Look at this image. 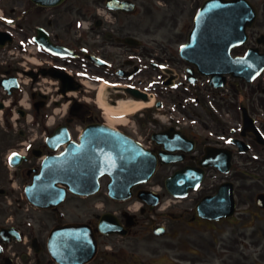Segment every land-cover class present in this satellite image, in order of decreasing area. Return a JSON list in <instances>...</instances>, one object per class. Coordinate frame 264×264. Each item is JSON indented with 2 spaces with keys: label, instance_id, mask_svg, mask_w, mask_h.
I'll return each instance as SVG.
<instances>
[{
  "label": "flooded vegetation",
  "instance_id": "af4514ba",
  "mask_svg": "<svg viewBox=\"0 0 264 264\" xmlns=\"http://www.w3.org/2000/svg\"><path fill=\"white\" fill-rule=\"evenodd\" d=\"M14 1L20 5L9 8L7 0H1L10 13L0 17V32L10 38L0 47V264H73L72 258L80 263L83 259L74 250L82 245L80 235L72 230L57 233L60 226L73 223L90 225L98 239L96 254L83 264H264V208L257 202L264 189V139L258 142L253 132L242 138L248 147L240 151L232 141L241 138L240 133L215 132L211 140L187 131L193 143H184L178 151L184 160L160 164L156 179L135 192L154 190L153 184L185 166L200 170L212 146L232 149L233 159L243 167L225 177L212 166L203 168L198 188L184 198L161 190L157 206L137 202L136 195L127 202L103 201L91 207L86 198L72 194L53 208L34 206L25 198V188L42 164L39 155L52 152L46 141L54 131L66 126L71 138L78 140L86 125L107 123L103 121L107 111L99 103L104 80L114 96L109 101L117 108L122 99L136 97L132 90L136 82L148 87L156 77L166 78L169 65L185 63L179 56L178 45L185 36L178 31L180 17L194 13L204 0H139L143 8L134 13H20L23 1ZM134 1L138 7L139 1ZM252 1L258 17L248 29L247 42L235 48V56L250 47L264 53V0ZM77 16L89 24L77 25L73 20ZM41 28L53 45L66 47L73 56L45 51L38 42ZM62 67L70 76L56 75ZM156 86L169 95L159 82ZM234 97L237 100L230 97L232 111L235 104L246 106L264 137V72L252 87ZM66 102L65 112L59 114ZM236 115L241 119L240 111ZM152 148L161 149L155 142ZM222 178L237 186L234 215L219 220L202 216L200 201L218 191ZM70 199L76 202L65 207ZM163 201L165 206L160 208ZM104 213L115 215L126 234L104 232L100 227Z\"/></svg>",
  "mask_w": 264,
  "mask_h": 264
},
{
  "label": "water",
  "instance_id": "95a60500",
  "mask_svg": "<svg viewBox=\"0 0 264 264\" xmlns=\"http://www.w3.org/2000/svg\"><path fill=\"white\" fill-rule=\"evenodd\" d=\"M40 2L53 5L62 0ZM255 16L256 11L247 0L207 1L198 13L189 43L184 46L182 53L188 59L197 58L199 70L211 76L210 83L216 87L225 84L226 73L251 79L261 68L255 62L254 54L250 51L247 57L232 58L230 49L243 40L245 27L248 22L252 23ZM171 131L155 134L154 137L158 143L164 142L165 148L172 149V145L182 138L181 135L170 136L168 133ZM161 154L164 163L181 158L164 152ZM230 158L228 155L226 167L230 164ZM209 160L206 158V165L210 164ZM212 162L215 160L212 159ZM157 164L158 155L131 137L107 126H88L81 143L71 142L63 153L49 156L44 161L42 172L27 188V194L30 200L44 206L58 204L66 197V189L59 187L58 183L67 185L73 193L92 195L99 189V178L109 175L110 195L116 199H127L132 196V188L136 184L152 177ZM201 178V172L186 168L169 177L167 186L174 195L184 196L188 187L196 186ZM214 200L233 204L232 184H223L219 194L212 197V202ZM209 201L206 198L202 203L206 205Z\"/></svg>",
  "mask_w": 264,
  "mask_h": 264
},
{
  "label": "rangeland",
  "instance_id": "374dc122",
  "mask_svg": "<svg viewBox=\"0 0 264 264\" xmlns=\"http://www.w3.org/2000/svg\"><path fill=\"white\" fill-rule=\"evenodd\" d=\"M22 1H23V5L20 6V9H21L20 13H97V7L101 6V3L98 4L99 0H98V2H96V0H67L64 4H62L58 7H54V8L39 7V6L35 5L33 2H31V0H22ZM7 2H8L9 8L12 5H16V4H18V6L20 5V3H18L17 1H14V0H7ZM155 3L157 5H160L161 8L163 7L161 5V3H159V2H155ZM140 4H141V1H139V8H140V10H142L143 7L140 6ZM80 6H83V7L78 8ZM0 7L3 8L1 6V4H0ZM27 11H29V12H27ZM193 15H194V13H184L183 16L180 17V19H181L180 23H179L180 27H179L178 31L183 30L184 35H185V33H188V31L190 30L191 25H192L191 17H193ZM80 19H81L80 17L76 18V20H78V21ZM182 25L184 26V28L182 27ZM186 37H187V35H186ZM183 40H184V38L181 41H183ZM239 83L243 89L250 88V85H246V83L244 84V82L242 80H239ZM197 88L198 87H195L192 90L194 91L195 95L197 93H200V92L202 94L200 105L198 104L199 106L197 105L198 102L197 103L192 102L193 101L192 98H195V97H193L194 96L193 94L191 96H185V98L182 101H183L184 105H186V107H188V109L192 110L191 103H194V105L197 106V107L193 108V112L196 113V117H198V119L200 120L199 126L205 127V125L212 124V129H213V123L210 120L211 119V117H210L211 113L212 114H219L220 113V115H221V113L224 112V108H221V105H224V103L221 102L222 100H220L219 94L215 93L216 91H214L206 83H202V85L199 86L198 91L195 92V89H197ZM179 95L184 96L183 93L179 94ZM65 106L62 108L60 113H63L65 111V109H66ZM176 106H177L176 104H172L171 107H173V109H175ZM150 112H151L150 110H146L145 114L150 113ZM109 114H110V112H109ZM117 115L110 114V116L112 118L114 116L118 117ZM139 116L141 117V115H139ZM110 121L114 122L113 119H111ZM145 121H146V119L139 120V125L142 126L143 122H145ZM235 164H236L235 169H240L242 166L240 162H235ZM215 175L216 174L212 170V178ZM103 196H104V194L101 193L100 195H98L96 197L84 199V201L89 204V207L93 206L96 202L106 201L107 204H109L108 203V202H110L109 199L108 200L104 199L105 196L104 197ZM74 202H76V200L70 199L65 204V207H70L71 205H74Z\"/></svg>",
  "mask_w": 264,
  "mask_h": 264
},
{
  "label": "bare ground",
  "instance_id": "6f19581e",
  "mask_svg": "<svg viewBox=\"0 0 264 264\" xmlns=\"http://www.w3.org/2000/svg\"><path fill=\"white\" fill-rule=\"evenodd\" d=\"M106 98H110V96H106ZM106 98L103 100V103L105 105H107V101H106ZM150 105L149 103H147L146 101L144 100H135V99H131L130 101H127V102H122L121 104V109L120 111H118L119 113H129V114H132V113H135L136 111L146 107ZM109 108V107H108ZM111 109V108H109ZM112 110V109H111ZM113 111V110H112ZM115 111V110H114Z\"/></svg>",
  "mask_w": 264,
  "mask_h": 264
}]
</instances>
